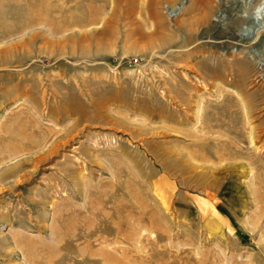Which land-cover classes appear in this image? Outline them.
Instances as JSON below:
<instances>
[{"label":"rangeland","instance_id":"rangeland-1","mask_svg":"<svg viewBox=\"0 0 264 264\" xmlns=\"http://www.w3.org/2000/svg\"><path fill=\"white\" fill-rule=\"evenodd\" d=\"M197 1L0 0V264H264V0Z\"/></svg>","mask_w":264,"mask_h":264},{"label":"bare ground","instance_id":"bare-ground-1","mask_svg":"<svg viewBox=\"0 0 264 264\" xmlns=\"http://www.w3.org/2000/svg\"><path fill=\"white\" fill-rule=\"evenodd\" d=\"M194 1H196V0H194ZM214 0H198L197 2H194L195 4H196V6H197V4H199V6H200V9L199 8H197L198 10H200L201 11V18H200V20H201V22L202 23H207V22H209V19H210V17L212 16V14H213V2ZM199 2V3H198ZM256 9V8H255ZM235 10V8H233V10H232V12ZM200 11H198V13H200ZM257 12V11H256ZM254 14H256L254 11H253V13H252V17L254 16ZM199 20V21H200ZM189 37V36H188ZM188 40V39H187ZM188 42H191V38H189V40H188ZM245 72V71H244ZM243 71H242V73L243 74H245ZM243 76V75H242Z\"/></svg>","mask_w":264,"mask_h":264}]
</instances>
